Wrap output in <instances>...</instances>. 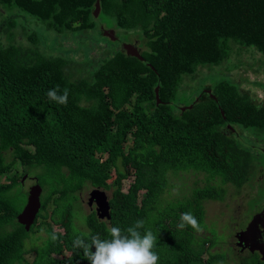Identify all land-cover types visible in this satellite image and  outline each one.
<instances>
[{
    "label": "trees",
    "instance_id": "1",
    "mask_svg": "<svg viewBox=\"0 0 264 264\" xmlns=\"http://www.w3.org/2000/svg\"><path fill=\"white\" fill-rule=\"evenodd\" d=\"M96 2L0 0V264H88L73 247L77 235L107 238L110 226L126 229L137 219L158 238L159 264H225L226 257L212 253L219 246L215 230L202 232L205 202L224 201L226 186L240 189L254 179L253 154L238 139L263 135L264 99L228 76L233 83L217 80L193 95L191 111L181 112L175 100L190 89L187 77L199 79L201 69L229 58L230 41L255 47L264 58V0H100L95 18ZM15 9L57 34L92 31L109 17L145 44L139 58L121 50L83 62L48 55L34 33H26L27 45L16 40L18 15H8ZM57 86L69 89L66 105L46 95ZM18 164L22 172L13 174ZM191 171L223 185L169 198L174 178ZM25 176L44 194L30 231L18 221L30 189L21 192ZM125 180L131 181L126 192ZM88 188L111 193L112 219L85 212L83 230L80 193ZM186 211L202 231L177 228ZM37 232L47 238L35 249L27 240ZM240 264L264 262L251 255Z\"/></svg>",
    "mask_w": 264,
    "mask_h": 264
},
{
    "label": "rangeland",
    "instance_id": "2",
    "mask_svg": "<svg viewBox=\"0 0 264 264\" xmlns=\"http://www.w3.org/2000/svg\"><path fill=\"white\" fill-rule=\"evenodd\" d=\"M14 12L18 15V18H16L18 27L13 31L17 33L16 40L27 45L29 40L26 33H34L39 37L38 42L41 43V47L44 48L48 55H64L83 62L88 57L100 59L103 52L110 55V51L116 52L121 50L123 44L138 45L137 47L139 49H142L145 44H143L144 40L138 32L124 31L117 28L115 21L105 16H102L101 20L97 22L95 30L81 33L76 32L75 34H57L53 30H50L44 21H40L17 9L8 11V15ZM1 20L3 21L4 18ZM102 28L113 30L116 33L117 40L112 41V39L108 38L103 33ZM229 45L231 47V53L229 58L223 63L218 66H207L209 70L201 69L202 72L199 77L202 79H191V77L185 79V83L190 85V89L179 93L175 100V105L178 108L188 109L191 107L190 102L193 98L192 96H196L205 87L210 85L214 87L215 81L217 80L231 82L228 76L241 89L250 91L252 97L260 101L264 99V58L262 54L255 47H245L234 41H230ZM87 47H89V50L91 49L90 52H88ZM172 103L170 102V104ZM236 129L239 131L244 130L239 127ZM245 136L251 138L252 141L244 137L238 139V142L253 154V169L250 177L252 179L255 176L254 179L240 189L232 185L226 186L228 195L224 201L205 202L207 225L205 232L207 235H210L209 230L212 228L215 230L214 237L219 244L215 253L226 257L225 264H240L242 261L250 258L251 254H239L237 252L235 234L244 230L255 214L261 213L264 210V133L263 135L259 133V136H255L251 132H246ZM21 170L22 167L18 164L13 174L17 172L21 173ZM35 177V175H31V178ZM3 180L4 178L1 177L0 183H3ZM130 183V180L123 182V190L125 192L128 190ZM173 183L175 188L169 197L171 199L182 198L183 194H191L192 189L204 187L208 184L215 186L223 185L218 180H213L209 183L205 174L193 171L181 173L179 177L174 178ZM31 185V181H26L25 185L23 186L22 184L20 187L21 192L23 189L26 192ZM91 191L92 189L88 188L80 193L84 211L80 213L77 219V227L79 229H86L85 224H83L85 212L88 214L92 210H95V205L90 208L87 202ZM107 194L111 196L110 192H107ZM43 196L44 194L42 198ZM54 229L59 230L55 227ZM213 229L211 232H213ZM29 237V240H27L28 245L31 243L37 249L38 246L43 245L47 235L44 232H37ZM230 248L234 249L233 253ZM34 256L35 254L33 253L27 257L32 261Z\"/></svg>",
    "mask_w": 264,
    "mask_h": 264
},
{
    "label": "clouds",
    "instance_id": "3",
    "mask_svg": "<svg viewBox=\"0 0 264 264\" xmlns=\"http://www.w3.org/2000/svg\"><path fill=\"white\" fill-rule=\"evenodd\" d=\"M139 50L141 51V49ZM46 95L51 101L66 105L69 98V89H60L57 86L56 88L49 89ZM162 103L161 100L158 101L159 105ZM191 105L194 107V103ZM180 110L183 113L191 111L189 109L183 111L182 108ZM231 127L234 132L237 131L235 127ZM145 224L146 222L144 220L137 219L126 229H122L118 225H112L108 229L107 238H102L99 234L90 235L87 238L82 235H77L73 240V247L83 250L88 264H159V255L154 251L158 238L151 228L145 227ZM185 227H191L196 231L203 230L192 211L183 212L179 217L177 228L183 230ZM210 230V235H207L205 231L202 232L206 236H213ZM51 238L55 240L57 237L53 235ZM217 249L218 246L216 245L212 253H215ZM251 255L254 254L251 253ZM260 257L262 258L261 255Z\"/></svg>",
    "mask_w": 264,
    "mask_h": 264
},
{
    "label": "water",
    "instance_id": "4",
    "mask_svg": "<svg viewBox=\"0 0 264 264\" xmlns=\"http://www.w3.org/2000/svg\"><path fill=\"white\" fill-rule=\"evenodd\" d=\"M100 13L101 3L100 0H97L95 5L94 17L98 18ZM102 30L108 38L112 39V41L117 40L116 33L113 30H106L105 28H102ZM121 51L134 58H139L141 52L138 47L133 44H123L121 47ZM207 93L213 96L214 100L217 101L216 96L212 95L211 91H208ZM188 109L192 110L193 106L189 107ZM188 109H183V111H186ZM222 114L224 115V112H222ZM228 128L234 131L230 125H228ZM26 179L27 176L24 177L23 182H25ZM41 196L42 188L39 184L30 187L27 204L21 214L18 216V221L20 222V224L25 226V229L27 231L31 230V227L34 225L36 217L40 212ZM109 200L111 199L108 197L107 192L99 188L92 189L89 194L88 206L92 208L95 205V211L100 220L112 219V205ZM263 234L264 210L261 213L256 214L252 218L245 230L237 233V248L241 249V251L249 249L250 253L252 254L258 252L262 256L261 260L264 262Z\"/></svg>",
    "mask_w": 264,
    "mask_h": 264
},
{
    "label": "flooded vegetation",
    "instance_id": "5",
    "mask_svg": "<svg viewBox=\"0 0 264 264\" xmlns=\"http://www.w3.org/2000/svg\"><path fill=\"white\" fill-rule=\"evenodd\" d=\"M255 215H256V214H255ZM253 216H254V215H253ZM231 220H232V219H231ZM231 220H230V221H231ZM249 222H250V221H249ZM247 226H248V225H247ZM245 229H246V228H245ZM236 234H237V233H236ZM236 234H235V238H236L235 245H236V248H237V236H236ZM263 237H264V234H263ZM263 239H264V238H263ZM230 250H231V251H234V249H231V248H230ZM236 250H237V252H238L239 254H244V253H247V254H249V255L251 254L249 249H246L245 251H241V249L238 248V249H236ZM254 255H258L259 258H261L260 255H259L258 253L254 254Z\"/></svg>",
    "mask_w": 264,
    "mask_h": 264
},
{
    "label": "bare ground",
    "instance_id": "6",
    "mask_svg": "<svg viewBox=\"0 0 264 264\" xmlns=\"http://www.w3.org/2000/svg\"><path fill=\"white\" fill-rule=\"evenodd\" d=\"M233 187H235V186H233ZM236 188V187H235Z\"/></svg>",
    "mask_w": 264,
    "mask_h": 264
}]
</instances>
